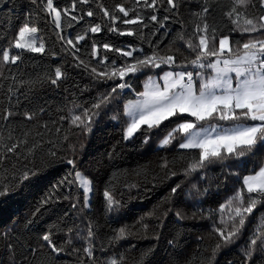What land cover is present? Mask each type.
Listing matches in <instances>:
<instances>
[{
	"label": "snow or ice",
	"instance_id": "snow-or-ice-1",
	"mask_svg": "<svg viewBox=\"0 0 264 264\" xmlns=\"http://www.w3.org/2000/svg\"><path fill=\"white\" fill-rule=\"evenodd\" d=\"M189 2L133 0L129 7L118 3L110 11L101 0H68L63 7L54 0H27L29 8L24 22L8 38L6 46L0 47V65L19 67L17 62L23 63L26 53L46 54L44 37L38 34L41 29L34 18L42 13L51 18L60 44V53L53 49L47 55L63 54L61 61L64 56H70L73 67L83 69L96 85L106 89L91 103L74 102L68 115L59 117L61 126L55 127L56 139L35 140L30 144L29 131L22 132L23 138L14 136L10 118L22 116L51 132L49 122L40 120L46 108L29 100L33 106L19 111V89L13 85L27 84L30 90L43 81H17L15 74H11L7 87L10 106H5L0 117L5 122L0 125V170L6 174L0 178V217L10 213L9 223L0 230V238L5 242L0 251V264H50L48 260L36 258L37 252L45 247L54 259H60L61 254L76 257L74 264H123L122 253L105 256L103 262L99 254L107 253L121 240L132 236L133 226L113 229L110 235L100 238L99 223L85 215L92 212V201L99 189L79 159L78 153L84 144L80 142L77 146L68 142L66 133L61 135L62 123L67 121L69 128L78 129L86 137L102 122L103 116L121 125L122 141L139 140L147 145L155 137L159 150L174 148L181 158L188 156L182 170L185 179L195 173L199 181H207L208 169L220 165L217 189L233 177L241 180L242 186L217 208L202 207V198L213 195L211 183L203 188L191 183L187 193L182 187L183 181L175 183L165 200L195 192L192 218L199 215L211 219L212 231L218 237L212 249L213 258L222 248L240 239L246 222L252 223L249 217L257 220L240 248L243 256L240 264H264V0H232L224 13L232 26L227 31L208 23L211 6L208 0H203L198 4L199 10L189 14L196 22L191 33H187L181 9ZM20 7L21 0H0V11L9 17ZM94 8L99 11L95 12ZM250 8L256 9L257 15H249ZM173 24H180V28H173ZM68 29L73 31L69 33ZM170 33L171 39L162 49L160 45ZM232 33L249 36L242 41ZM4 35L0 32V38ZM177 42L188 55L180 47L173 50L172 45ZM0 78L9 79L3 72ZM66 79L63 63L44 77L57 87ZM134 83L141 85L142 90L137 91ZM52 123L55 125V121ZM43 134L36 132V136ZM108 155L111 158L112 153ZM249 164H255L258 170L247 168ZM58 166H63L64 171L53 182L49 177ZM161 168L167 169L168 177L176 175L166 158ZM242 171L249 174L241 176ZM34 191L42 195L21 225L11 212L12 200L18 195L27 198ZM113 193L109 178L101 193V208L105 217L117 219L123 205ZM61 200L68 201L69 207L63 210L59 222L40 226L37 223L40 218ZM170 210L157 218L159 223L153 236L157 242L163 216ZM254 210L258 216H253ZM173 215L177 223L189 218L179 209ZM67 220L72 221V226H64ZM143 220L141 217L136 223L147 230L148 224ZM180 234L177 229L167 241L170 248L178 247ZM155 246L142 252L139 264H151L148 258Z\"/></svg>",
	"mask_w": 264,
	"mask_h": 264
},
{
	"label": "trees",
	"instance_id": "trees-1",
	"mask_svg": "<svg viewBox=\"0 0 264 264\" xmlns=\"http://www.w3.org/2000/svg\"><path fill=\"white\" fill-rule=\"evenodd\" d=\"M101 2L111 11L118 3H124L125 7H129L132 5L133 0H128L127 3H125V0H101ZM202 2L203 0H190L187 6L181 9V19L187 29V33H191L192 26L196 22L195 18L190 19L189 14L190 12L198 11V4ZM54 3H59L63 7L67 5L68 0H54ZM208 3L211 6L208 23L210 25L215 24L218 28H224L225 31L230 29L232 26L228 24L224 13L229 10L232 0H208ZM28 8L27 0H21V7L18 8L13 16L9 17L5 11H0V32L5 33L3 38H0V47L6 46L8 38L15 35L18 27L24 22ZM94 11L98 12L99 10L94 8ZM248 14L255 16L257 15V10L250 8L248 9ZM34 18L36 26L41 29L38 34L44 37L46 54L26 53L23 58L24 62H17L19 67L16 65H0V72H3L5 77H9L8 80L0 78V85H2L0 86V117L4 113L5 106H10L7 99V87L11 83V74H15L17 81H29L30 79L43 81L33 85L30 90L27 84L23 86L18 83L13 85V87L19 89L17 93L20 95L19 111L25 110L26 107L30 109L33 106L29 103V100L44 105L46 108V112L41 115L40 120L41 122H49V128L52 129L51 132L40 128L36 121L24 120L22 116L18 115L15 118H10L12 121L11 127L15 129L14 136L23 138L22 132L29 131L28 139L30 144L35 140L56 139L55 127L61 126L59 117L61 115L67 116L74 102L91 103L99 92H103L106 89V86L99 87L96 85L83 69L73 67V61L70 56H64L63 61H61V55L63 54L56 57L47 55L53 49L60 53V44L54 35L53 26L50 23L51 18L42 13ZM82 23L83 21H81ZM173 28L179 29L180 24H173ZM67 31L71 33L73 30L68 29ZM145 32H147V29H145ZM171 35L170 33L168 37L164 38L163 43L160 45L162 49L171 39ZM251 35L256 36L257 34ZM232 36L243 41L248 38L249 34H243V37H241L239 33H232ZM80 43L83 44V41ZM231 43L230 40V46ZM172 47L173 50L180 47V42L173 44ZM180 50L185 55H188L184 48L180 47ZM83 51L84 49L81 48V53ZM60 63H63V69L67 70V79L60 83L58 87L52 86L44 80V77L45 75H50L54 67ZM134 87H136L137 91L142 90V86L138 83H134ZM25 95H27L28 99H25ZM88 103H84V106L87 107ZM120 106L122 108V102ZM52 121H55V125H53ZM4 124L5 122L0 119V125ZM6 129L7 126H5L4 130L5 136L7 135ZM38 131L44 133L42 137L36 136ZM65 133L69 137L68 142L77 146L80 142L84 144L83 150L78 153L79 159L83 167L91 172L92 178H94L99 189L92 201V212L85 213V215H90L99 223L100 238L104 239V237L110 235L113 229H118L125 225L133 226L131 229L133 232L132 236L128 237L127 240H121L110 248L107 253L99 254L101 262L104 261L105 256L122 253L124 256L123 264H139L142 252L153 244L156 246L148 258L151 264H227L228 261H232L233 264H240L243 260L240 248L245 245L252 227L258 221L249 217L252 223L246 222L240 239L228 248H222L213 258L212 249L218 239L217 235L212 231L213 221L199 215L192 218L194 211L192 202L197 197L195 192L191 196L186 194L191 188V183H197L200 188L207 187L208 183H211L212 188L210 191L213 192V195L202 198L204 200L202 207L205 209L217 208L228 196L233 195L235 190L242 186V181L233 177L226 181L225 185L217 189L216 184L221 179L220 165H214L208 169L207 181H199L198 174L195 173L185 179L182 170L187 164L188 156L185 155L181 158L180 152L174 148H169L166 151L159 150L157 148L158 141L155 137L147 145H142L139 140L134 143L122 141L121 125L116 121L110 120L108 116H103L102 122L98 123L93 128L92 133L86 137L78 129L69 128L67 121H64L61 135ZM109 153H112L111 158L108 155ZM165 158L169 161V168L176 172L175 176H166L167 169L161 168ZM22 162L26 163L23 160ZM247 168L256 169V165L249 164ZM63 171V166H58L57 170L53 171L49 178L55 182L63 174ZM246 174H249V172H241V176ZM4 175L6 174L0 170V178H3ZM109 178H111V184L114 186L113 194L123 205L117 219L105 217L101 208V193L105 182H108ZM181 181H183L182 187H185L186 193L174 196L170 201H166L165 198L169 196L170 187ZM130 185H136V187L130 188ZM217 192L219 195H216ZM40 195H42V192L34 191L27 198L18 195L12 200L11 212L15 214V219L21 225L25 218L30 215L35 201ZM68 207V201H59L55 206H50L49 211L37 223L40 226L58 223V218L63 210ZM167 209L171 210L167 212L166 216H163V227L159 229L160 240L157 242L153 239L154 230L159 223L157 218L161 217L162 213ZM177 209L181 210L189 218L177 223L173 215V211ZM150 212L154 214L148 216L147 213ZM9 215L10 213H6L0 217V230L3 229L5 224L9 223ZM258 215L259 213L254 210L253 216ZM141 217H144L143 223L148 224L147 230L141 229L140 225L136 223ZM213 219L216 218L214 217ZM64 226H72V221L67 220ZM177 229L181 233L179 245L177 248H170L167 241L172 239ZM33 239H35L34 236ZM57 242L59 243V241ZM4 243L3 239L0 238V251H2ZM130 244L134 245V247H131ZM77 246L80 245L77 244ZM36 258L48 260L50 264H74L76 260V257L65 254H61L60 259H54L46 247L37 252Z\"/></svg>",
	"mask_w": 264,
	"mask_h": 264
}]
</instances>
